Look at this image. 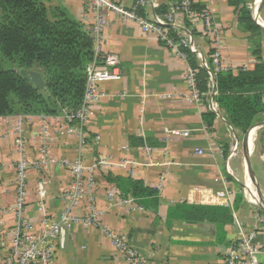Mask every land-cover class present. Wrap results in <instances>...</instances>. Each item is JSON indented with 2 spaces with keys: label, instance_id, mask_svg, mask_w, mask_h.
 Segmentation results:
<instances>
[{
  "label": "crops",
  "instance_id": "obj_1",
  "mask_svg": "<svg viewBox=\"0 0 264 264\" xmlns=\"http://www.w3.org/2000/svg\"><path fill=\"white\" fill-rule=\"evenodd\" d=\"M63 1L80 20L87 22V18H93L84 0ZM119 1L153 18L166 16L182 0H146L145 5H140V0ZM243 7L251 10L259 29L240 22ZM191 8L209 9L213 13L222 35L224 71L237 74L242 68L253 69L258 63L257 50L264 61L262 0H242L239 5L234 0H192ZM184 26L193 35L197 48L207 53L210 40L205 37L202 22L185 18ZM169 33L177 39L172 29ZM104 37L102 54L110 51L119 54L123 78L101 85L105 94L84 125L86 161L96 158H110L118 163L133 161L134 176L123 167L115 166L111 172L140 179L158 190L159 205L155 210L142 207L137 200L133 204L111 200L108 190L112 184L103 173L97 195L103 221L113 231L126 233L147 264H229L233 247L252 233L254 245L261 250L259 260L264 264V208L259 195L260 190L264 199V112L243 133L231 125L220 107L215 109L211 105L212 101L217 103V91L200 102L188 98L191 94L186 80L188 63L158 35L144 33L133 20L114 17L106 26ZM183 48L190 50L181 46L182 51ZM213 91L209 83L205 93ZM207 113L214 115L211 123L205 119ZM18 118L23 119L30 157L37 156L45 123L51 130L52 156L74 158L79 145L77 133L61 135L63 121L57 122L53 116L46 121L40 116H9L0 122V222L5 229L0 236V264L13 263L9 231L16 217L13 212L2 210L13 207L16 199L17 153L9 127L16 125ZM185 131L190 135L181 134ZM41 179L46 181L48 191L44 208L37 193ZM70 183L71 174L66 168L47 166L40 175L30 173L24 215L35 223L38 231L45 216L58 217L64 206L62 195ZM220 193L229 194L226 204H221ZM177 204L216 206L226 212L220 213L224 218L220 222L188 220L184 213L171 214V207ZM120 261V253L98 227L77 224L62 231L53 264Z\"/></svg>",
  "mask_w": 264,
  "mask_h": 264
},
{
  "label": "built area",
  "instance_id": "obj_2",
  "mask_svg": "<svg viewBox=\"0 0 264 264\" xmlns=\"http://www.w3.org/2000/svg\"><path fill=\"white\" fill-rule=\"evenodd\" d=\"M192 0H182L176 3L166 16H155L148 18L140 14L137 8L126 6L119 0H90V9L93 10V18H87L86 24L90 27V32L94 41V52L96 60L91 64L88 71L87 86L84 96L83 107L78 113H68L60 116H53L57 122L63 121L64 128L61 129V135L77 133L79 136V145L77 155L74 158L55 157L50 154L49 137L50 127L45 123L42 126L40 145L36 157H30L27 152V141L23 134V119L18 118L14 130L11 131L14 137L17 158L15 161L16 171V199L13 207L4 208L2 212H13L16 221L9 231L10 254L13 260L12 264H53L56 258V249L58 239L63 230H70L75 225L80 224L85 227H98L111 240V244L121 255V261L118 264H147L140 251L134 248L126 233L115 232L109 228L103 221L104 213L97 203L98 198V179L100 172H107L113 167H123L129 174L134 176L135 166L131 160L123 163L114 162L110 158H103L98 163L89 164L86 161L84 148L87 146L85 138L84 125L93 115V108L104 96L101 85L109 81H120L123 78L122 60L116 52H103L105 42L104 31L106 26L112 23L114 17L118 19L133 20L141 27L144 33H155L162 40L172 46L182 59L187 61L186 80L191 87V94L188 97L191 100L200 102L205 97L216 93V78L222 68V35L215 25L214 15L209 9L193 10L191 8ZM140 5H145L146 0H140ZM192 18L202 22L206 39L210 40V50L207 53L197 48L195 39L190 31L184 26V19ZM176 35L172 37L170 30ZM181 46L188 47L196 53L198 58V67L190 63L188 53L181 50ZM199 68H205L209 73V81L213 93L202 92L198 88ZM211 105L218 109V103L212 101ZM24 116V115H23ZM40 116L46 121L45 115H25ZM5 117H0V122ZM184 136H189V131L182 132ZM199 152L202 153L201 150ZM47 166H58L66 168L71 174V183L69 188L62 195L64 206L58 217L48 218L45 216L40 221L41 230L38 231L34 222L25 218V209L29 191V175L32 171L38 175ZM105 166V167H104ZM46 181L41 179L38 185V198L42 208L45 207L47 197ZM162 187V184L160 185ZM229 194H219L221 204H226ZM108 197L111 200H118L126 204L135 203L133 197H123L120 191L115 187H110ZM5 234V229L0 222V236ZM253 235L248 234L242 237L237 245L233 247L229 264H261L259 254L261 250L253 243Z\"/></svg>",
  "mask_w": 264,
  "mask_h": 264
},
{
  "label": "trees",
  "instance_id": "obj_3",
  "mask_svg": "<svg viewBox=\"0 0 264 264\" xmlns=\"http://www.w3.org/2000/svg\"><path fill=\"white\" fill-rule=\"evenodd\" d=\"M242 0H234L239 5ZM240 22L259 29L251 10L241 9ZM90 27L62 0H0V117L78 113L83 107L88 67L96 60ZM196 34V33H195ZM174 36V34L172 33ZM260 49V48H258ZM193 66L195 53L183 48ZM258 63L253 69L220 72L216 78L217 101L231 125L245 133L264 112V61L255 51ZM21 69L42 73L45 87L24 77ZM199 88L209 90V73L199 68ZM207 122L214 119L205 115ZM112 187L144 208L157 210L158 190L140 179L100 172ZM171 214L184 213L188 220L220 222L225 209L209 205L177 204Z\"/></svg>",
  "mask_w": 264,
  "mask_h": 264
},
{
  "label": "water",
  "instance_id": "obj_4",
  "mask_svg": "<svg viewBox=\"0 0 264 264\" xmlns=\"http://www.w3.org/2000/svg\"><path fill=\"white\" fill-rule=\"evenodd\" d=\"M264 2V0H262ZM20 73L28 78L32 83H34L36 86L40 87V88H44L45 87V80L44 77L42 75L41 72L34 70V69H21ZM249 131L246 133V137H245V147L247 150V145H248V141H249V135H248ZM259 195L261 198V206L264 208V199L263 196L259 190Z\"/></svg>",
  "mask_w": 264,
  "mask_h": 264
},
{
  "label": "rangeland",
  "instance_id": "obj_5",
  "mask_svg": "<svg viewBox=\"0 0 264 264\" xmlns=\"http://www.w3.org/2000/svg\"><path fill=\"white\" fill-rule=\"evenodd\" d=\"M63 1V0H62ZM85 2H86V5H87V7H88V9H89V11L92 13V12H94L93 10H91L90 9V0H84ZM64 3H66L65 1H63ZM67 5V4H66ZM71 10V9H70ZM73 13V12H72ZM84 22H85V19H84ZM89 119H91V117L89 118ZM89 122V121H88ZM14 126H16V125H14ZM14 126H11V127H9L10 129H9V131L11 132L12 130H14ZM86 156V155H85ZM87 157V156H86ZM99 160H102V159H94V160H90L89 162L87 161V163H89V164H92V163H98V161ZM105 167V166H104ZM98 177H99V175L97 176V179H98Z\"/></svg>",
  "mask_w": 264,
  "mask_h": 264
}]
</instances>
